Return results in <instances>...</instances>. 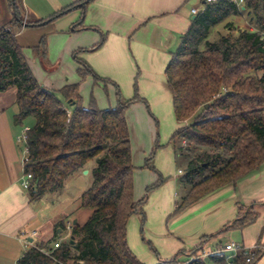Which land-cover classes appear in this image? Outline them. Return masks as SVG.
Segmentation results:
<instances>
[{
    "label": "trees",
    "instance_id": "16d2710c",
    "mask_svg": "<svg viewBox=\"0 0 264 264\" xmlns=\"http://www.w3.org/2000/svg\"><path fill=\"white\" fill-rule=\"evenodd\" d=\"M93 1L78 0L45 20L27 21L20 16L15 0H0V92L16 90L18 112L12 119L14 125H22L28 117L34 119L26 142L25 171L32 174L34 183L28 191L30 201L60 192L70 176L94 163L91 185L80 197V208L91 213L82 226H72L73 243L63 241L53 250L48 242H38L28 247L17 264H143L128 247L127 223L133 215L140 214L142 232V207L147 194L165 179L159 175L157 182L145 189L144 197L134 200V167L125 114L134 103H142L149 110L147 102L138 95L137 84H133L132 98L123 102L117 84L98 77L74 57L80 80L91 77L94 85L101 82L104 87L113 86L116 104L99 109L91 96L84 107L79 83L61 88L60 100L36 80L15 39L22 28L53 22L74 9L80 11V16L71 29H84L86 9ZM237 1L203 2L164 69L178 125L168 144L175 156L186 161L180 182L189 188L169 218L220 188L235 186L264 165V38L260 33L264 30V0H242L241 6ZM78 4L82 6L77 7ZM3 6L9 11L7 18L2 17ZM243 12L255 30L237 31L234 36L235 30L231 29L228 34L209 40L216 26ZM94 30L100 34V41L91 50L98 49L105 40V34ZM31 51L45 70L50 67L52 71L46 36ZM185 122L187 126H179ZM152 154L153 151L144 167L156 172L150 165ZM254 207L238 204L232 228L242 230L254 223ZM63 223L59 222L61 229H65ZM147 246L157 256L154 247L150 243ZM200 251L199 247L194 248L186 252V258L198 256ZM186 260L174 257L161 264H206L201 259L189 263ZM209 261L223 264V255L211 256ZM254 261L246 263L240 254L235 264Z\"/></svg>",
    "mask_w": 264,
    "mask_h": 264
},
{
    "label": "crops",
    "instance_id": "0c3cea01",
    "mask_svg": "<svg viewBox=\"0 0 264 264\" xmlns=\"http://www.w3.org/2000/svg\"><path fill=\"white\" fill-rule=\"evenodd\" d=\"M76 1L78 0H20L17 9L20 16L27 21H40ZM202 4L203 0H94L86 9L84 29H71V25L80 16V11L74 9L53 22L45 21L38 27L22 28L16 33L15 39L31 69V64L35 61L40 64L32 55L31 48L42 36H46L49 65L56 64L61 69L49 71L50 75L54 78L63 77L58 85L61 88L79 83V94L84 107L93 96L99 109L113 108L116 104L115 90L111 85L104 87L101 82L94 85L91 77L81 81L77 75L78 64L74 57L98 77L107 78L117 84L123 102L132 98L135 82L138 95L150 103L151 113L157 115L161 105L172 110L164 69L180 37L195 16L191 10H201ZM88 28L105 34L103 44L96 50L91 48L100 41V34ZM43 71L46 72L44 69ZM36 80L46 87L39 79ZM101 91L106 92L107 106L102 103ZM15 98L16 90L13 88L0 92V264H17L28 249L18 238L19 233L37 231L38 239L28 240L31 245L38 242L52 245L54 238L55 241L70 240L71 232L67 230V225L70 223L73 226L66 219L61 205L50 208L43 202L50 198L54 205L53 196L59 192L30 201L28 192L20 187L22 158L16 137L21 134L22 127L14 125L12 121L18 112ZM143 106L142 103H134L126 111L130 141L135 127V118L131 114L137 111L141 115ZM176 127L177 124L175 129ZM152 139L147 144L145 141L139 144L141 149L136 148L135 158L131 152L135 201L144 197L143 188L158 180L153 171L145 172L140 169L142 166L138 162L135 163L139 160L137 153L147 154ZM150 165L157 168L154 161ZM93 166L94 163L88 164L85 167L88 173L83 174L90 176ZM180 171L182 174L174 177L162 175L165 182L150 191L142 207L145 222L142 232L140 231L141 237H137L138 229L141 228L140 214H135L128 220L127 244L138 260L143 264H161L174 257L186 260V252L197 247L203 250L208 238H219L224 230H237L232 228V224L238 215V204L246 208L255 205L254 212L257 214L254 223L237 230L239 244L245 249L264 245V165L235 186L220 188L188 206L180 214L169 218L178 202L185 196L184 191L187 192L188 189L180 182L184 169ZM63 189L64 186L61 191ZM41 211L46 212L44 217L40 216ZM61 221L64 222L65 229L59 227ZM140 242L154 245L157 256L159 254L161 258H153L152 255L142 260L139 256L143 249ZM228 243L230 242L226 244ZM181 251L185 253L180 254ZM254 260V264H264V253H258Z\"/></svg>",
    "mask_w": 264,
    "mask_h": 264
},
{
    "label": "rangeland",
    "instance_id": "374dc122",
    "mask_svg": "<svg viewBox=\"0 0 264 264\" xmlns=\"http://www.w3.org/2000/svg\"><path fill=\"white\" fill-rule=\"evenodd\" d=\"M237 1V0H235ZM16 2V6L19 7L20 6V0H15ZM237 4H239L240 6L243 3H240L239 1H237ZM244 11V9H242ZM197 11L199 12L200 10L197 9ZM2 17L4 16V18H7L9 16V11L8 9L3 6L2 7ZM235 19H231L229 18L228 20H226L225 22H223L222 24L216 26L212 31L211 34L209 36V40L213 41L215 39H217L219 36L222 35H226L230 32L231 29H234L235 31L232 33V35H236L237 31H242V30H247V31H253L255 30L253 27L250 26L249 24V16L243 12V14L241 16H238L237 18L234 17ZM231 20H233L234 22H232ZM262 34V37L264 38V30L260 32ZM48 49V47H47ZM28 58H30L28 56ZM49 60V59H47ZM36 62V61H35ZM34 64H31V71L34 75V77L36 79H39L43 85L46 86L47 89L51 90L54 95L60 99L63 100V97L61 96V94L58 92L59 89L61 88L60 86H58L60 84V82L62 81V78H54L53 75H50L51 73L49 72L50 67L46 69V72L43 71V67L38 64L37 62ZM49 62V61H48ZM28 63V62H27ZM52 71L56 70H61L60 67L58 68V66L55 64L51 67ZM45 70V69H44ZM53 76V77H51ZM53 84V86H52ZM101 100L102 103L107 106L108 105V99L106 97V92L101 91ZM148 104V109L150 110V103L145 100ZM85 106V105H83ZM104 106V107H105ZM159 106V105H158ZM159 111L156 114L151 113V111L147 110V108L145 107V105L142 107L141 111V115L139 114V112H133L131 115L132 118H135L134 121V129L132 132V139L130 141V147H131V152L134 155V158L136 156V148H139V144L142 142H147L149 140H151V144H149L150 147L148 152H146L147 150H145V152L147 153L146 155H144L143 153H137V157L139 158L138 161H135V163L142 166L143 171L148 170L146 167H144L145 164V159L148 158V156L151 154V152L153 151L152 154V159L151 162H155V165L157 166L156 168V172H154V174L157 176V178H159V175H164V176H168L171 175L172 177H174L175 175H181L179 174L178 170H183L186 166V161L184 159H182L179 155L175 156L174 153V149H172L171 145L168 144V140L170 135L172 134V132L175 129L176 126V122L173 116V112L172 110H169L167 108H163V106H159ZM149 124H148V123ZM34 124V119L31 117L26 118L23 122L21 127H31ZM188 123H182L181 125H179L180 127H185L187 126ZM154 141V143H153ZM137 144V145H136ZM20 147L19 151L21 154V158L23 156L22 153V146L21 144H18ZM155 145H158L157 149L155 150ZM182 146H185V143L182 142L181 143ZM141 149V148H139ZM148 149V148H147ZM173 150V153H172ZM143 154V156H142ZM142 157V158H141ZM93 163V162H92ZM154 167V165H153ZM91 177L90 176H86L80 172H77L76 174L70 176L67 181L65 182L64 185V189L62 191L59 192L58 195L53 196V200L55 201V204L52 205L51 204V199L50 198H46L44 199V204L45 206H50V208H56L57 206L61 205L63 207L64 210V214L66 215V219H68V221L70 220L73 224V221H77V224L79 226H82L86 220L88 219V217L90 216V211L86 210V209H82L80 208V197L82 195L83 192H85L91 185ZM164 183V182H163ZM146 189V188H145ZM145 189L143 188V193L145 195ZM156 189V188H155ZM189 190V188L187 189V191ZM152 191V190H151ZM150 193V192H149ZM149 193L147 194V197L149 195ZM181 193V192H180ZM185 195H186V191H184ZM46 212L41 211L40 212V216H45ZM227 227V226H226ZM237 230H224L223 232L220 233V237L216 238V237H210L207 239V242L205 243L204 249L203 251L205 253H209V252H213L216 250H219L221 248H223L225 246V244L227 242H233V243H237L239 244L240 240L238 237V231ZM38 233V232H37ZM139 236L141 237L142 234L140 233V228L138 229V235L137 237L139 238ZM216 238V239H215ZM38 239V236L35 237V240ZM142 241V240H141ZM53 242V241H51ZM143 242V241H142ZM141 246L143 247V249H141L142 254H140L139 256L141 257L142 260H145L147 258V256H152L153 258H161L160 255L158 254V256H156L149 248L148 246L144 243H141ZM145 245V246H144ZM154 247V245H153ZM155 249V248H154Z\"/></svg>",
    "mask_w": 264,
    "mask_h": 264
},
{
    "label": "built area",
    "instance_id": "2783aa9c",
    "mask_svg": "<svg viewBox=\"0 0 264 264\" xmlns=\"http://www.w3.org/2000/svg\"><path fill=\"white\" fill-rule=\"evenodd\" d=\"M215 1L216 0H204L203 2L213 3ZM238 1L240 3H242V0H238ZM191 13L193 15H196L198 13V11L196 9H192ZM28 130H29V127L22 128L21 134H19L16 137V143L21 144L22 153H23V156L21 159L22 174L20 177V187L22 188V190H24L26 192H28L34 188L32 174L25 171V166L28 163V148L26 146ZM178 172H179V174H182V171L179 170ZM71 229H72V225L69 223L67 225V230L71 232ZM37 236H38L37 231L29 230L27 232L19 233L18 238L22 242L23 246L25 248H27V247L31 246V244L28 242V240L35 238ZM62 242H63V240H56L52 244V249L53 250L57 249ZM262 252L264 253V245L254 246L253 248L245 249L240 244L230 242V243L226 244L223 248L216 250V251H213V252L205 253L203 250H201L198 256H190L186 260L185 263H189V262L196 260V259H201L206 264H212L209 261V257L215 256V255H223V259H224L223 264H235L236 260L240 256V254H243L245 256V262L249 263V262L254 260L257 253H262ZM80 264H82V263H80Z\"/></svg>",
    "mask_w": 264,
    "mask_h": 264
},
{
    "label": "water",
    "instance_id": "95a60500",
    "mask_svg": "<svg viewBox=\"0 0 264 264\" xmlns=\"http://www.w3.org/2000/svg\"><path fill=\"white\" fill-rule=\"evenodd\" d=\"M80 6H82V4H78V5H77V7H80ZM242 9H243V8H242ZM192 19H194V17H193ZM43 23H44V22H43ZM24 24H25V23H24ZM83 173H84V174H87L88 171L85 170V171H83ZM75 224H76V221L74 220V221H73V226H74ZM70 242L73 243V237H72V236H70Z\"/></svg>",
    "mask_w": 264,
    "mask_h": 264
}]
</instances>
